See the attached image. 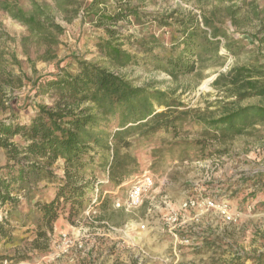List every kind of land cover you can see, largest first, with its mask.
Instances as JSON below:
<instances>
[{
    "label": "rangeland",
    "instance_id": "obj_1",
    "mask_svg": "<svg viewBox=\"0 0 264 264\" xmlns=\"http://www.w3.org/2000/svg\"><path fill=\"white\" fill-rule=\"evenodd\" d=\"M68 1L0 0V118L12 111L19 123H28L37 105L52 101L39 92L38 78L58 68L74 72L77 60L106 66L133 85L165 91L179 105L173 113L208 118L237 106L264 105L258 97L239 99L212 85L232 66L264 64V0H117L132 11L110 26L121 49L135 55L124 67L112 66L97 47L110 36L94 11L86 10L91 0ZM7 3L49 16L62 28L53 35L56 42L46 45L30 34L1 8ZM188 13L205 17L225 37H216V62L212 54L204 56L194 72L172 78L155 68L152 55L169 54L180 36L177 20ZM204 29L209 36L211 30ZM203 129L187 122L176 137L159 131L148 140L138 130L125 138L128 147L117 144L118 159L133 169L130 175L152 177L135 207L126 201L129 184L108 180L110 154L102 164L96 156L87 171L93 181L89 199L73 223L64 216L55 221L44 252L33 242V203L21 197L9 221L11 238L0 239V264H254L264 253V128L256 125L221 142L204 136ZM39 187L37 197L48 200L54 189L42 188V182ZM100 200L106 201L103 207ZM38 243L43 247L45 241Z\"/></svg>",
    "mask_w": 264,
    "mask_h": 264
},
{
    "label": "trees",
    "instance_id": "obj_2",
    "mask_svg": "<svg viewBox=\"0 0 264 264\" xmlns=\"http://www.w3.org/2000/svg\"><path fill=\"white\" fill-rule=\"evenodd\" d=\"M1 8L46 45L54 44L53 35L62 31L60 25L42 11L36 12V8L30 13L8 3ZM86 10L94 11L110 36L97 44L104 57L115 67L131 63L135 55L121 49L118 38L114 37L116 30L110 26L125 20L132 11L117 0H91ZM177 21L176 31L180 36L172 42L169 54L152 55L155 68L172 78L194 72L204 56L212 54L211 62H216V37H225L208 19L199 20L194 13ZM204 28L211 30L209 36ZM142 45L147 52L152 51V46L143 42ZM226 48L232 50L229 45ZM76 63L74 72L58 68L55 73L38 78L39 92L49 95L52 101L37 105L28 123H19L12 111L0 118V148L4 155V162L0 164V210L3 211L0 239L11 238L9 221L23 197L35 208L33 242L36 250L44 252L55 221L64 216L73 223L89 199L93 181L87 178V171L96 156L101 157V164L103 157L109 154L112 157L108 166L111 184L121 186L131 176L133 169L128 168L124 159H118L117 144L128 147L130 143L125 138L134 131L139 130L143 140L159 131L176 137L189 122L201 124L204 136L221 142L232 140L256 125L264 128V105L237 106L216 117H190L187 111L173 113L179 105L163 90L150 84L133 85L97 62L77 60ZM212 85L239 99L258 97L264 101V64L232 66L225 74H218ZM14 137L21 142L16 143ZM55 169H60L61 174ZM41 182L42 188L50 185L54 189L48 200L37 197ZM105 202L100 200V207ZM39 239L45 241L43 247ZM254 264H264V253L254 258Z\"/></svg>",
    "mask_w": 264,
    "mask_h": 264
},
{
    "label": "built area",
    "instance_id": "obj_3",
    "mask_svg": "<svg viewBox=\"0 0 264 264\" xmlns=\"http://www.w3.org/2000/svg\"><path fill=\"white\" fill-rule=\"evenodd\" d=\"M123 184H129V188L126 193V201L128 206L135 207L140 202V198L142 194L147 191L152 185V177L148 173L138 174V175H131ZM208 207H213L214 203L212 200L207 199L205 202ZM192 201L186 203L185 205H192ZM223 212H226L224 207ZM229 219V217H227ZM177 220L176 217H173V221ZM173 231V228L171 229ZM175 235V234H174ZM176 237V236H175Z\"/></svg>",
    "mask_w": 264,
    "mask_h": 264
}]
</instances>
